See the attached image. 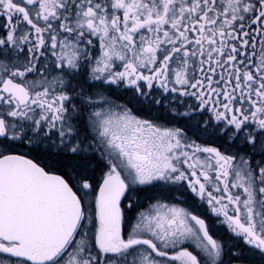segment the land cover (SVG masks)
<instances>
[{
	"label": "snow or ice",
	"instance_id": "1",
	"mask_svg": "<svg viewBox=\"0 0 264 264\" xmlns=\"http://www.w3.org/2000/svg\"><path fill=\"white\" fill-rule=\"evenodd\" d=\"M0 264H264V0H0Z\"/></svg>",
	"mask_w": 264,
	"mask_h": 264
}]
</instances>
